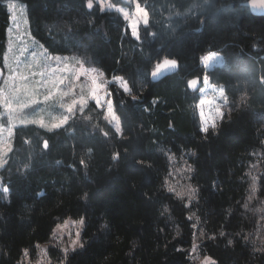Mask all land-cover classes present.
Wrapping results in <instances>:
<instances>
[{"label": "trees", "instance_id": "16d2710c", "mask_svg": "<svg viewBox=\"0 0 264 264\" xmlns=\"http://www.w3.org/2000/svg\"><path fill=\"white\" fill-rule=\"evenodd\" d=\"M4 1L0 67L9 23ZM20 1L31 36L50 55L76 54L109 79L123 76L138 101L110 84L123 138L92 101L60 129L14 128L0 171L7 189L0 190V264H26L24 251L50 240L65 217L85 218L83 247L67 254L50 247L59 264H198L196 255L264 264V212L257 211L264 208V15L253 14L247 0H140L148 31L157 35L137 42L119 13L101 14L95 1L92 10L86 0ZM210 51L224 64L205 69L200 58ZM164 56L180 68L152 82L151 68ZM205 73L228 101L206 137L199 132L200 93L187 88L194 76L203 87ZM133 148L144 153L135 157L149 165L144 171L123 157ZM253 176L257 191L249 200ZM166 179L176 190L191 185L195 198L169 193Z\"/></svg>", "mask_w": 264, "mask_h": 264}, {"label": "snow or ice", "instance_id": "6c2138e0", "mask_svg": "<svg viewBox=\"0 0 264 264\" xmlns=\"http://www.w3.org/2000/svg\"><path fill=\"white\" fill-rule=\"evenodd\" d=\"M128 5H134V9L129 11L128 7H118L116 4L110 2V0H95V4L99 5V12L101 14L105 12H116L119 13L123 20L128 22V27L130 28L131 37L137 41L141 42L142 39L147 41L149 37L155 38L156 33L148 31L149 27V14L148 11L142 7L140 0H125ZM256 6L252 7L253 10L261 9L264 10V0H255ZM86 8L92 10L94 8V0H86ZM17 5L13 3L8 4V9L10 11L11 19L15 21V9ZM198 7V5H194ZM141 24L143 25L144 37L141 36ZM70 42L74 43L77 47H82L81 41L72 37L69 34ZM42 47V46H41ZM11 51V48H10ZM27 49L22 50L23 52ZM32 63L26 66V71L28 75H25L23 71H20L21 61L18 57H14L16 67L13 68L12 64L9 62V58L5 57V66L9 68L10 74L4 80V86L0 87V109H3L0 112V117H7V127L3 124H0V167H3L7 164L5 159L8 152L11 151L10 139L13 134V129L17 125H37L40 128H48L49 131L53 129H60L66 124L69 120L76 116L77 112L83 113L85 107L89 103V99L94 101L96 108L106 109L104 112V120L108 121L109 124L115 129V135L123 138L124 129L121 126L120 117L116 115L114 111L113 100L110 98L112 93L106 89L107 81H104V73L98 72L95 68L85 69L83 63L80 60H76L77 64H80V70H72L69 75H57L60 71L59 68H51L49 66L50 61H54L58 66L63 65L64 71H68V57L60 56H51L45 49L40 56L43 57V70L41 71H31L33 66L38 65L39 61L37 59V53L33 52L32 54ZM75 59V58H73ZM87 60V57H85ZM151 60V57H149ZM200 63L205 69L214 67L216 64H223V58L218 56L216 52L210 51L206 55L200 58ZM180 68V62L177 59L169 58V56H164L163 58H158L153 64L151 71L149 73L153 81L160 80L161 78L175 73ZM39 77V79H34V77ZM81 77H85L90 81V90L89 94L86 97L83 92H76V88L79 87L75 82L79 81ZM203 87H201V77L195 76L192 79L187 81V88L191 92H199L200 99L197 103V108L199 109L200 116V128L199 132L205 137L208 135L210 129L213 133L216 132L218 127V121H223L224 112L222 108L225 107L228 103L227 97L225 95V90L223 87L217 88L209 83V77L207 73L202 78ZM67 81V83H66ZM113 82H115L119 88L123 91L124 94H127L131 97L133 102L138 101V97L133 95L132 88L129 86V82L123 77H113ZM209 90L213 93V96L208 95ZM69 98L67 101L65 98ZM55 100L59 103L60 108L62 109L61 114L54 118V121L49 125L44 121L42 117L37 115L38 111H41V105H48L50 101ZM223 101V104L220 103ZM209 107V111L212 114L210 117H206L204 114V106ZM30 110V111H29ZM131 129H129L130 131ZM7 134L6 136L4 134ZM104 137L109 136L108 131L102 132ZM43 148L48 149L49 143L47 140L43 142ZM123 148H127V144L123 145ZM163 151V150H162ZM143 156L144 153L140 152L138 148H133L131 155L124 151L123 157L129 160V167L135 171H144L146 165L143 159L137 160L136 156ZM169 160L175 159L173 156L168 157ZM121 159V152L117 151L112 154L111 160L115 163H118ZM83 164L84 161L82 160ZM188 172H191L192 169L189 167ZM171 176L172 173H169ZM256 177H252L251 183V193L249 200L253 199L257 191ZM165 187L169 193L175 191L177 197L188 196L190 200L195 198L196 189L191 185L182 186L180 190H176L175 185L168 182L166 179L164 181ZM7 192V189L4 190ZM41 196H44V193H40ZM248 205L245 204V208ZM167 211V209H165ZM257 211L264 212V208L257 209ZM191 219V218H189ZM73 225H78L80 229L83 228L85 224V218L81 217L79 220L71 221ZM69 221H65L63 224H57L56 229L53 231V236L55 237L57 232L63 233L64 229H67ZM71 236V233H69ZM231 243V241H229ZM71 249L74 251L76 247H83L80 242V230L78 229L75 232V238L71 239ZM69 251L68 248L64 249L65 254Z\"/></svg>", "mask_w": 264, "mask_h": 264}, {"label": "rangeland", "instance_id": "374dc122", "mask_svg": "<svg viewBox=\"0 0 264 264\" xmlns=\"http://www.w3.org/2000/svg\"><path fill=\"white\" fill-rule=\"evenodd\" d=\"M110 2L113 3L112 0H110ZM4 3L6 4L7 9H8L9 3H13V4L17 5V7L15 9V17H16L15 21H13L11 19L12 14L10 13V11L8 9V11H9V23H8V27H7V36L8 37L6 38V49H5V53L3 56V64L0 67V87L4 86V80L10 74L9 68L5 66V57L6 56L9 58V62L12 64L13 68L16 67L14 57H18L19 60L21 61L20 71H23L25 73V75H28L29 73L25 69H26V66L28 64L32 63V55L31 54L33 52H36L38 54L37 59L39 61V64L33 66L31 71L38 72V71L43 70L44 61H43V57L40 56V53H42L45 50L43 45L39 41H37L35 38H33L30 34L25 4L23 2H21L20 0H5ZM113 4H116V3H113ZM116 5L118 7H128L129 11H132L134 9V5L130 6L126 2H124L123 4H116ZM126 23L128 26V22H126ZM141 26H142V24H141ZM129 30H130V28H129ZM10 48H11V51H10ZM23 49H27V51L23 52V54H22ZM216 53L218 56H221L223 58V55L221 53H218V52H216ZM51 56L68 57V66H69L68 71H64L62 64L58 66L54 61L48 62L49 66L51 68H53V69L59 68L60 69V71L57 73L58 76L59 75H69L70 76V73L72 70L79 71L80 70V64H77L75 62L76 60H80L83 63V66L85 69L95 68L98 72H103L99 68L86 65L85 62L83 61V59L76 54H54ZM73 58H75V59H73ZM223 61H224V58H223ZM223 64H216V65H223ZM115 77H123V76L117 75ZM34 79H39V77L38 76L34 77ZM103 79H104V81L108 82L106 84V89L108 91H110L109 88H110V84L113 82V78L109 79L104 74ZM66 83H67V81H66ZM75 83L77 85H79V87L76 88V92L80 93L82 91L83 94L87 97L89 94V90H90V81H88L85 77H81L80 80L76 81ZM113 83H115V82H113ZM208 95L210 97H212L213 93H211V91L209 90ZM68 99L69 98H67V97L65 98L66 101ZM90 101H92V100L89 99V102ZM92 102H94V101H92ZM220 103L223 104V101H220ZM40 109H41V111H38L37 115L39 117H42L44 119V121L49 125V127H50L51 123L54 121V118L58 117L62 112V109L60 108L59 103H57L55 100L50 101L48 105H41ZM101 109H103V108H101ZM103 110L105 112L106 109H103ZM222 110H223V108H222ZM2 111H3V109H0V112H2ZM203 111H204V114L206 115V117H210L212 115L210 113L209 107L207 105L204 106ZM0 124H3L5 127H7V117L6 116L0 117ZM17 126H19V124ZM44 129L48 130V128H44ZM4 135L6 136L7 134L5 133ZM10 144H11V139H10ZM7 155H8V153H7ZM7 155H6L5 159L7 158ZM2 168L3 167H0V171ZM0 190H5V188L1 185V182H0ZM79 219L80 218L65 217V218L61 219L60 221H58L55 224V226L53 227V230L50 234V240H48L44 243L36 244L35 250L32 254H29V252H27L28 250H25L24 254H23V261L26 264H59V262L56 261L57 256L54 254V252L52 253L50 251V247L58 249L57 251H59V252L61 251L60 252L61 254L65 253L64 252L65 248L69 249L68 252H72L73 250L70 247L71 239L75 238V232L78 229L80 230V236H81V232H82L83 228L80 229L78 225H73L71 223V221L79 220ZM66 220L69 221L68 228L64 229L63 233L58 231L56 236L54 237L53 231L56 229L57 224H63ZM69 233H71V236L69 235ZM80 242L82 244L81 239H80ZM77 248H79V247H76L75 250H77ZM195 259L197 260L198 264H211L214 262L213 259H211L209 257L201 256V255H196Z\"/></svg>", "mask_w": 264, "mask_h": 264}, {"label": "water", "instance_id": "95a60500", "mask_svg": "<svg viewBox=\"0 0 264 264\" xmlns=\"http://www.w3.org/2000/svg\"><path fill=\"white\" fill-rule=\"evenodd\" d=\"M244 4H245L246 6L249 7L250 11H251L253 14H255V15H264V10H261V9L253 10V9H252V7L256 6V4H255V0H247V1L244 2ZM194 77H195V76H194ZM192 78H193V77H192ZM192 78H190V79H192ZM190 79H188V80H190ZM151 80H152V79H151ZM157 81H158V80H157ZM152 82H156V81H153V80H152ZM188 90H189V89H188ZM211 264H217V263L213 262V263H211Z\"/></svg>", "mask_w": 264, "mask_h": 264}, {"label": "crops", "instance_id": "0c3cea01", "mask_svg": "<svg viewBox=\"0 0 264 264\" xmlns=\"http://www.w3.org/2000/svg\"><path fill=\"white\" fill-rule=\"evenodd\" d=\"M6 5V4H5ZM6 8H7V6H6ZM8 10V9H7ZM8 13H9V11H8ZM8 27V26H7ZM8 36H7V29H6V38H7Z\"/></svg>", "mask_w": 264, "mask_h": 264}]
</instances>
